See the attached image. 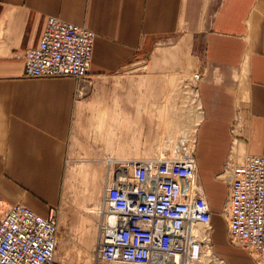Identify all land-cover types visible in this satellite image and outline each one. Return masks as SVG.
<instances>
[{"label":"crops","instance_id":"0c3cea01","mask_svg":"<svg viewBox=\"0 0 264 264\" xmlns=\"http://www.w3.org/2000/svg\"><path fill=\"white\" fill-rule=\"evenodd\" d=\"M48 15L96 33L82 94L73 76L25 74L24 51ZM162 52L195 62L200 77L194 141L215 251L228 264H264L229 242L216 177L229 158L264 155V0H0V216L18 202L44 215L61 208L69 158L90 152L95 117H114L98 114L106 79L135 59H170Z\"/></svg>","mask_w":264,"mask_h":264},{"label":"built area","instance_id":"2783aa9c","mask_svg":"<svg viewBox=\"0 0 264 264\" xmlns=\"http://www.w3.org/2000/svg\"><path fill=\"white\" fill-rule=\"evenodd\" d=\"M95 36L86 25L46 16L38 42L25 50V74L88 78ZM160 157L111 166L97 258L104 264H227L210 250L212 212L194 151L182 143ZM226 166L232 170L224 207L228 240L264 263V156L248 154ZM58 236L57 208L44 215L23 203L9 205L0 216V264H56Z\"/></svg>","mask_w":264,"mask_h":264},{"label":"rangeland","instance_id":"374dc122","mask_svg":"<svg viewBox=\"0 0 264 264\" xmlns=\"http://www.w3.org/2000/svg\"><path fill=\"white\" fill-rule=\"evenodd\" d=\"M161 54L170 59L158 62L153 60V56L144 60L135 59L106 79V92L99 104L101 109L98 114L103 121L108 114L114 117L106 120L103 126V123L97 126L95 117L96 124L89 133L90 152L86 154L82 150L81 155L69 158L66 174L69 185L65 183L68 186L65 187L58 213L56 264H104L95 252L99 238L98 215L92 210L96 200L103 195L105 174L108 176L111 166L119 160L169 157L172 149L187 143L194 151L198 165L194 130L201 109L196 88L200 77H195L197 70L188 69L196 68V64L186 60L173 61L167 52ZM78 81L88 83L90 77ZM111 135L113 139H106ZM124 137H127L126 140L122 139ZM89 142L85 144L89 145ZM90 158L94 159L93 163L83 161ZM109 158L112 163L107 161ZM72 159L80 162H71ZM223 173H217L216 177L225 181L227 186L225 207L230 179L227 180ZM198 175L201 178L199 166ZM221 216L226 227V216ZM216 235L214 231L213 240Z\"/></svg>","mask_w":264,"mask_h":264},{"label":"bare ground","instance_id":"6f19581e","mask_svg":"<svg viewBox=\"0 0 264 264\" xmlns=\"http://www.w3.org/2000/svg\"><path fill=\"white\" fill-rule=\"evenodd\" d=\"M65 20V19H64ZM24 53H25V51H24ZM91 67V66H90ZM90 74V73H89ZM197 76H199V74H195V77H197ZM89 77H90V75H89ZM82 92H83V87H82V84H81V82L79 83V87H78V93L79 94H82ZM248 154H257V155H263V154H258V153H248ZM247 154V155H248ZM247 155H245V156H247ZM264 156V155H263ZM178 158H180V156L178 157ZM244 158V157H243ZM126 159H129V158H126ZM132 159H137V158H132ZM107 161L109 162V163H112V159L111 158H109V159H107ZM242 161H243V159H242ZM242 161H236L234 158H229L226 162L228 163V162H232V163H241ZM225 162V163H226ZM111 170V169H110ZM110 170H109V173H110ZM222 171V173L223 174H225L224 175V177H226L227 179H231V175H232V170L229 168L228 169V167L224 164V171H223V169L221 170ZM122 173H124V171L122 170L121 171ZM108 173V174H109ZM197 173H198V165H197ZM113 173H110V176L112 175ZM197 176H198V174H197ZM199 178V177H198ZM205 190V189H204ZM205 194H206V192H205ZM102 198H103V196L101 195V199H100V201H99V203L96 205V207L93 209V211L94 212H96L97 213V215H98V231H99V238H98V241H97V243H96V248H98V245H99V242H100V240H101V234H100V230H99V223H100V221H101V216H102V213H101V209H102ZM207 198V197H206ZM30 208V207H29ZM224 208V207H223ZM31 209V208H30ZM58 209V208H57ZM33 210V209H32ZM34 211V210H33ZM36 212V211H35ZM38 213V212H37ZM58 213H59V210H58ZM38 214H40V213H38ZM222 214L223 215H225L224 214V209H222ZM59 218V217H58ZM227 222V221H226ZM227 233H228V226H227ZM210 250H211V253L212 254H217L218 256H220L216 251H215V248H214V242H213V237H212V246H211V248H210ZM221 258H223L225 261H226V259L224 258V257H222V256H220ZM102 261V260H101ZM103 262V261H102ZM104 263V262H103ZM226 263H227V261H226ZM228 264V263H227Z\"/></svg>","mask_w":264,"mask_h":264}]
</instances>
